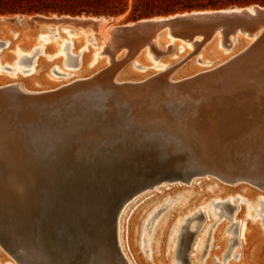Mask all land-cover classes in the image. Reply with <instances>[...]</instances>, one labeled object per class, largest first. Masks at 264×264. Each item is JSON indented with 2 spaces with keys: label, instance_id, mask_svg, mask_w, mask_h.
Masks as SVG:
<instances>
[{
  "label": "bare ground",
  "instance_id": "6f19581e",
  "mask_svg": "<svg viewBox=\"0 0 264 264\" xmlns=\"http://www.w3.org/2000/svg\"><path fill=\"white\" fill-rule=\"evenodd\" d=\"M242 11L245 15H240L239 21L232 23L207 22L199 19L160 25L161 21L173 20L176 17L204 16L216 12L241 13ZM260 12L264 13V7L252 5L243 9L234 7L233 10L194 11L168 17H155L124 26H113L105 17H84L85 15L77 17L33 15L17 16L12 19L0 17V22L3 24L8 22L25 27L22 32L16 29L14 31L15 38H17L15 43L19 45L18 51L21 54L16 61V66L31 58L24 54L26 52L29 55L31 51V42L28 41L26 29L31 30L37 25L50 26V28L51 26L58 28L69 26L85 31L90 30L98 47V52L94 53V56H105L102 61L96 62L95 68L86 69L92 53L90 51L82 53L79 59L81 73L77 75L80 77L63 84L49 83L44 80L46 66L41 59H35L30 69L34 73L30 76L20 77L18 75L16 81L0 78V102L4 103L8 114L14 117V128L22 133L20 140L22 164L10 170L5 167L0 168V177L10 174V176L16 175L25 180L23 191L19 194L0 183V243L13 254L16 261L20 264H112L106 221L109 206L113 199L123 197L128 190L138 188L147 179L146 172L150 170L145 159L148 157H151L157 166L165 158L171 160L172 175L166 178L170 181L183 179L184 177H180L188 173L215 174L228 182L245 181L253 185L264 181L261 179L259 170L256 168L253 169L255 171L250 170L252 163H245L246 161L237 158L233 160L232 155L226 152L233 147L239 148L244 143L238 141L237 133L226 139L220 136V139L216 131L214 133L206 131L201 121H195L196 117L206 118L208 116L203 109L200 110L202 115L196 114L197 116L189 118L187 112L185 116L181 110L178 112L177 109L172 110L171 102L168 103V109L166 105L161 109L164 115L160 113L162 117H165L166 124L163 127H149L136 119L139 116L136 112L137 107H132V104L126 100L129 93H122L123 89L133 91L141 87H149L151 84L160 85L162 90L168 89L172 93L176 89H186V86L191 84L201 86L212 78L213 86L218 90L215 93L218 100H225L226 96L229 97L228 94L233 96L247 94L250 97L251 93L246 91L245 80L240 78L241 72L238 74L240 77H236V74L226 77V74H231L239 65L241 68L242 61L245 66L242 59L252 53L259 56V59H264V14ZM251 19L255 20L258 25L256 29H251L245 24L246 20ZM146 23L153 25L148 27L144 25ZM1 28L0 26V37L3 35ZM4 28L8 32V27ZM125 28L128 30L125 31ZM181 30L186 31L187 34H182ZM207 33L208 38L202 41ZM126 36L142 44L138 51L128 57L125 62L116 64V61L128 54L125 49L127 47L125 45ZM6 40V44H9L10 40ZM151 40L154 41L150 43ZM179 40L184 43H180ZM200 42L202 43L199 44ZM153 43L156 46L159 45L163 53L155 54L152 48L155 45H151ZM69 44L70 52L76 53L79 47L73 41H65L61 51H66ZM212 46L213 51L209 52L214 55L218 54L216 59L208 60V62L202 59L195 61L203 66L209 64L210 67L200 68L183 76L180 72H176L177 66L183 60L194 56L199 58L206 49L209 50ZM51 49L48 46L47 53H51ZM142 50H144V56L139 59L138 53ZM41 53H44V48ZM163 56L169 57L161 59ZM11 57L1 55L6 64L10 63ZM173 58L177 60L174 61L175 63L170 61ZM144 61H155L156 63L149 66ZM65 63L67 66H75L77 64L76 55L69 53ZM128 64L130 65L127 66ZM252 64L254 67V62ZM151 67L160 71L148 70L136 76L126 74L133 68L147 70ZM109 68L112 70V75H109L103 86L97 81V75ZM0 69L8 68L0 65ZM167 71L166 77L158 78ZM249 78L248 76L247 79ZM187 89L189 95L194 94L195 91ZM58 91H62L61 96L67 95L56 102L47 100L52 93ZM133 92L128 100L136 103L138 95L135 96ZM252 97L251 100L254 99ZM197 104L199 103H196V106ZM1 106L4 108L3 104ZM255 114V117L250 120V125L240 130L244 137L246 136L244 132L251 134L259 131L258 119L264 117V113L255 112ZM210 115L216 116L213 112ZM200 118L202 117L198 119ZM207 122L206 124L209 125ZM221 127L224 128L222 125ZM222 131L225 132V130ZM250 176L252 178H249ZM239 187L236 186L235 190ZM244 192L251 196V199L256 196L254 191L244 190ZM237 199L244 200L242 197H237ZM259 199L263 200V198ZM227 201H232V198L229 197ZM134 222L132 221L129 226L130 231H128L127 238L131 247L134 246L132 245ZM181 223L178 225L179 229L182 226ZM166 230L163 231L159 240L158 256L160 258L163 254ZM245 231L246 225L242 222L239 229L241 241L239 256L243 259L249 251L247 240L245 241ZM178 234L179 232L177 236ZM123 239L120 236V242ZM117 248L121 264H143L137 256L129 258L126 251L121 250L119 246ZM132 254L136 253L132 251ZM153 259L156 260L155 251ZM0 264L11 263L0 259Z\"/></svg>",
  "mask_w": 264,
  "mask_h": 264
},
{
  "label": "rangeland",
  "instance_id": "374dc122",
  "mask_svg": "<svg viewBox=\"0 0 264 264\" xmlns=\"http://www.w3.org/2000/svg\"><path fill=\"white\" fill-rule=\"evenodd\" d=\"M150 2L153 3L151 4V6L150 4H147ZM207 2L208 0H128L127 9L125 10V12L121 14L94 15V14L82 13L79 15L82 16L85 15L84 17H92V16L105 17V19L110 21L113 26H124L126 24L136 23L143 19H150L159 16L167 17L176 14L190 13L194 11H206V10L216 11L222 9L223 10L229 9L232 7L242 8L252 5L264 6V4L252 3L248 5H230L220 8L196 7L200 4H206ZM168 4H173V6H175L173 7L175 8V11L167 14L138 16L137 15L138 11L135 10V9H139L140 11L144 10L146 6L148 8L153 7L155 8V10H157L159 8H164ZM183 5H191L193 7L190 9L180 10V7ZM33 15H42L46 17H51V16L61 17L69 14L16 13V14H0V17L12 19L17 16H33ZM70 16L77 17V15H70ZM0 26L2 27L1 32L3 34L0 37V42H1L0 65H2L4 68H8L5 70L0 69V78H4L5 80L16 81L15 79L17 78L16 76L18 75L20 77L30 76L31 74L34 73L30 69L33 67L34 65L33 63L35 59H41L42 60L41 62L46 66L45 69L46 75L44 80L49 83L63 84L73 79H77V77H80L77 75L81 73V69H79L80 68L79 59L82 53H89V51L92 53L91 57L89 56L88 64L85 67L86 69L95 68V66L97 65L96 62L99 60L102 61L105 58V56H96V57L94 56V53L98 52L97 51L98 47L95 44V41L93 40V34H90L91 33L90 30L86 29L85 31L81 28H73L69 26L68 27L66 26L64 28H62L61 26L59 28L55 26L53 27L51 26L50 28V26L37 25L33 27V29L31 28V30L30 28L26 29L27 32L26 35L28 36V41L31 42V51L29 55L26 52L24 54L31 58L28 61H26L27 63L23 62L19 66H16V61L19 59L21 54L18 51L19 45H16L15 43L17 38H15L14 31L20 30L22 32V30L25 27L23 25H19V24L14 25L8 22L7 23L5 22L4 24L3 22H0ZM4 27H8L7 28L8 32L4 30L5 29ZM180 32L182 34H187V32L186 31L184 32V30H181ZM208 36H209L208 33L205 34L202 41L207 39ZM6 39L10 40L9 44H6L7 43ZM126 39L127 42L125 45L127 47L125 49L126 51H128V54L123 58L119 59L118 61H116L115 62L116 64L125 62L128 59V57H130L131 55L135 54L138 51L139 47L142 44V43H138L136 40L129 39V37H127ZM65 41H73V43L79 47L76 50V53L70 52V44L66 51L64 52L61 51L63 50V45ZM153 41L154 40H151L150 43H152ZM179 42L184 43L182 42V40H179ZM201 43L202 42H200L199 44ZM151 45L152 46L155 45V47L151 46L155 54L163 53L159 45L156 46L155 43ZM48 46L52 48L51 53H47ZM42 48H44V53H41ZM212 48L213 46L210 47L209 50L206 49L204 51V54L201 55L199 58L197 56H194L183 60L179 64V66H177L178 69L176 72L177 73L180 72V75L183 76L184 74L197 71L200 68L207 69L208 67H210L209 64L207 65L204 64L203 66L202 64H200V62L196 63L195 61L197 59H202L208 62V60L216 59L218 57V54L214 55L209 52L210 50H212ZM86 49H88V51ZM36 50L38 51L35 53ZM192 50L193 48L191 49V51ZM221 51H223V49H221ZM69 53L73 56L76 55V62L78 65L77 64L75 66L66 65L65 61ZM112 53H114V51ZM2 54H5L6 56L7 55L12 56L10 63L6 64L5 61H3V59L1 58ZM224 54L226 55L227 53ZM138 56H139L138 58L141 59L144 56V50L140 51L138 53ZM169 56H163V58L161 59H165ZM249 57H251L252 60L249 59ZM259 58H260L259 56H255L252 53L248 57L242 59L244 60L245 66L243 65V61H242L241 68L239 65L236 69H234V71L231 72V74H226V77L233 74H236L235 75L236 77H240L238 74L239 72H241L240 75L241 74L242 75L240 78L243 79V81L245 80L244 83L245 85L247 84L246 91L251 93L250 97L247 94L244 96L242 94H237L234 96L228 94L229 97L226 96L225 100H220V99L218 100L217 96L215 95V93L218 90L216 87L213 86L214 80L212 78H210L209 81L201 85L202 87L198 86V84L195 85L191 84L186 86V89L182 88L184 91L182 89L180 90L176 89L173 90L171 93L168 89H167L168 91L166 89L162 90L160 88V85L151 84V86L149 87H145V88L141 87L138 88L137 90H133L134 92L128 89H123L122 93L125 94L129 93V95H132L131 92H133L135 96L138 95L137 96L138 99L135 100L136 103L128 100V98H130L129 95L126 96V100L132 104V107L134 108L135 106L137 107L136 112L138 113L139 116L136 119L140 120V122H143L149 127H163L166 124L165 117L161 116L164 115L161 112V109L164 108L165 105H166V109H168L169 108L168 103L170 104L172 102L171 103L172 107H170L172 110L177 109V112L181 110V112L184 113L185 116L186 114H188L187 116H189V118H192V116H197L196 114H201L202 112L200 113V110L203 109V111H206L205 113L208 116L206 118L204 116H199L202 117L200 119H198L199 117L198 118L196 117L195 119L197 120L195 121H199V122L201 121L203 127L206 128V131L208 130L209 132L212 133L216 131V133H218L217 135H219V138L220 136L221 137L223 136V138L226 139V137L227 138L231 137L233 134L237 133L236 135L238 141L240 140L241 142H244L241 144V147L239 148L233 147L232 149H229V151H226L227 149L223 151H226L229 153V155H232L233 160L237 158L246 161L245 163H252L253 166L250 170L255 171L253 169L256 168V170H259V173H261L260 175L261 179H264V171L262 172V170H264V117L258 119V123H259L258 132H252L251 134L244 132L246 133V136L244 137L243 132L240 131L241 128H245L247 125H250L251 118L252 117L254 118L255 117L254 115H256L255 112L264 113V84H263L264 59L261 60ZM255 59L257 61H255ZM170 61L175 63L177 60L173 58L170 59ZM253 62H254V67H252ZM155 63H156L155 61L145 62V64L149 66H152ZM129 65L130 64H128L127 66ZM256 65H258V67H255ZM248 67L249 68L251 67L250 71ZM239 68L241 71L240 70L238 71ZM242 69L245 70V71L243 70L244 73ZM52 70H55V72H52ZM148 70H150L151 72L160 71L159 69L156 70V68L154 67H151L150 69L147 70L133 68L132 70H128L127 71L128 73L126 74L130 76L131 75L136 76ZM249 72L252 75L249 74ZM167 74L168 71L159 75L158 78L159 77L164 78V76L166 77ZM109 75H112V70H110V68L107 71H104L99 75H97V81L99 83H102L103 85V83L108 79ZM244 75L245 77L249 76L251 79L250 78L247 79V77L245 78ZM249 83H253V84H249ZM150 87L153 92L150 90ZM256 87H258L259 89ZM34 88H38V87L34 86ZM187 88H189V90H192L193 92L195 91L194 94L189 95L187 93L188 92ZM61 92L62 91L52 93V95H50V97L47 100L50 102H56L60 100V98H63V96L65 97L67 95L66 94L61 96ZM259 93H261V95ZM189 96L191 98H189ZM123 97L121 96V98ZM251 97L254 99L251 100ZM123 99H125V97ZM191 100L193 101L191 102ZM165 102H167V104ZM196 103H199L197 104L198 106H196ZM1 104H3L4 108L1 106ZM210 112L211 113L213 112V114H216V116L210 115L211 114ZM159 118H161L162 120ZM13 120L14 117L8 114V110H5L4 103L0 102V168L5 167L6 169L9 170L13 167L15 168L21 165L22 164L21 162L23 160V155L20 148L21 145L20 140L22 133L18 129L14 128ZM209 121H211L212 123ZM206 122L209 123V125H207ZM213 122L215 125L213 124ZM218 123L219 124L221 123L220 127ZM221 125L224 126L223 129ZM220 129L225 130V132L223 133L222 130L221 132ZM145 161L148 164V169L151 172H154L155 174L166 176L172 173L171 170L173 166L169 158H167L162 163L161 166H156L155 163H153L151 157L146 158ZM250 175L254 176L252 174ZM251 176L249 178H252ZM158 182L159 183H154L150 186L145 187L141 191L134 194L131 198H129L118 209L113 219V240L115 242V246L116 247L119 246L121 250L126 251V254L130 256V257L128 256L129 258H134L137 256L138 258H140L143 264H205V262L206 264H216V263L217 264H231V263L232 264L233 263L264 264V203H262L264 202V181H262L260 184L253 185L245 181L228 182L215 174H194L185 181L182 179L170 181V180H166L165 178V180L161 179ZM0 183L2 186L4 185L8 189L12 190V192L14 191L18 194L23 191V188L25 186L24 178L18 177L16 175L10 176V174L5 177H0ZM236 186H240V187L235 190ZM244 190H248V191L250 190L251 192L254 191L253 193H255L254 195L256 196L253 199H251V196L246 195ZM229 197L232 198V201H227ZM237 197H242L244 198V200L243 201L238 200ZM218 198L221 200L217 201L216 199ZM259 198H263V200H260ZM215 204L216 205L218 204L219 206L218 205L215 206ZM134 217L135 219L133 220ZM132 221L135 222L132 231L133 234L132 245L134 246L131 247V244H129V240L127 238L129 233L128 231H130L129 226ZM242 222L245 223L246 225V231L244 236H245V241L247 240L246 242L248 243V247H249V251L245 259L239 256V253L241 252L239 229ZM118 223H120L123 226H121ZM179 223H181L182 225L186 224L188 226V230H192V231H195L196 226L199 227V230L193 234L184 233V238L188 240L189 247L185 251L183 258H179L177 255H175L176 253L175 245L177 244L178 241L176 239V236L177 233L181 231V229H179L178 226ZM124 224H126L127 227ZM119 228L120 229L123 228L122 229L123 231L120 230ZM165 229H167L166 230L167 232L163 245V254L162 257L160 258V256H158L159 240ZM183 231L186 232V229L185 228L182 229V232ZM125 234H126V238H125ZM209 234L210 237L208 238ZM120 236L122 237V239L125 238L123 239V241L121 240V242H120ZM205 244L208 245L207 251L205 255L201 258L200 257L202 252L201 249L203 245L205 246ZM153 250L155 251L156 260L153 259V255H154ZM132 251H134V253L136 254H132ZM175 256L177 258H175ZM13 257H14L13 254L7 251V249L0 243V259H2L3 262H9L11 264H20L18 261H16L17 259ZM176 259L179 261L177 262Z\"/></svg>",
  "mask_w": 264,
  "mask_h": 264
},
{
  "label": "trees",
  "instance_id": "16d2710c",
  "mask_svg": "<svg viewBox=\"0 0 264 264\" xmlns=\"http://www.w3.org/2000/svg\"><path fill=\"white\" fill-rule=\"evenodd\" d=\"M264 4V0H208L206 4L196 7L220 8L230 5ZM147 4H153L152 2ZM128 0H0V14H32V13H59L69 15L79 14H103L116 15L125 12ZM173 4L155 10L153 7L138 11V16H150L153 14H167L175 11ZM193 6L183 5L182 9H190Z\"/></svg>",
  "mask_w": 264,
  "mask_h": 264
},
{
  "label": "water",
  "instance_id": "95a60500",
  "mask_svg": "<svg viewBox=\"0 0 264 264\" xmlns=\"http://www.w3.org/2000/svg\"><path fill=\"white\" fill-rule=\"evenodd\" d=\"M259 6V5H258ZM249 7V6H246ZM246 7H242L246 8ZM260 7H264V6H260ZM238 8V7H237ZM231 10H233L234 8H229ZM223 10V9H222ZM218 11V10H216ZM259 13V12H258ZM245 15V12L242 11L241 13H235V12H216L212 15H204V16H189V17H181V18H174L173 20H165V21H161L160 25H166L168 23H173L176 21H196L199 19H203L204 21L207 22H222V23H232L234 21H239L240 15ZM260 14H264L263 12H260ZM23 15V14H21ZM80 16V15H77ZM162 17V16H159ZM168 17V16H167ZM246 25L248 27H250L251 29H256L258 27V25L256 24L255 20L251 19V20H246L245 21ZM144 25H147L148 27L152 26V23H146ZM125 31H127L128 29L125 28ZM263 34H264V28H263ZM23 112H21L22 114ZM167 158L163 159L161 161V163H159L158 166H161L162 163L166 160ZM157 166V165H156ZM193 174L196 173H188L185 176H181L180 178L184 177L182 180H187L190 176H192ZM172 174L169 175H159V174H155L154 172H146V178L143 182V184L141 186H139L138 188H133L131 190H128L125 195L123 197H117L115 199H113V201L111 202V205L109 206V215L107 217V223H108V232H107V237H108V242L111 246V251H112V264H121L122 261L120 260L119 257V253H118V248L115 246V242L113 240V219L115 217L116 212L118 211V209L129 199L131 198L134 194H136L137 192H139L141 189L150 186L156 182H158L161 179L164 178H168L170 177ZM56 183V182H55ZM99 222V221H98Z\"/></svg>",
  "mask_w": 264,
  "mask_h": 264
},
{
  "label": "flooded vegetation",
  "instance_id": "af4514ba",
  "mask_svg": "<svg viewBox=\"0 0 264 264\" xmlns=\"http://www.w3.org/2000/svg\"><path fill=\"white\" fill-rule=\"evenodd\" d=\"M187 221V220H186ZM186 229V232H182V229ZM180 229H181V231L179 232V234H178V236H177V238H178V243L176 244V250H175V252H176V255L179 257V258H183L184 257V253H185V251L188 249V247H189V245H188V240L186 239V238H184V233H189V234H193V233H195V232H197L198 230H199V227L198 226H196L195 227V231H192V230H188V226L186 225V224H183L181 227H180ZM210 237V234H209V236H208V238ZM207 244H205V246L203 245V247H202V252H201V255H200V257L202 258L204 255H205V253H206V251H207ZM217 264V263H216Z\"/></svg>",
  "mask_w": 264,
  "mask_h": 264
}]
</instances>
